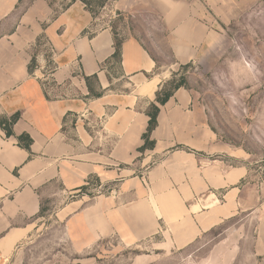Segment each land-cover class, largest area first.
<instances>
[{
  "label": "crops",
  "instance_id": "1",
  "mask_svg": "<svg viewBox=\"0 0 264 264\" xmlns=\"http://www.w3.org/2000/svg\"><path fill=\"white\" fill-rule=\"evenodd\" d=\"M243 1L109 0L112 20L148 13L161 21L173 58L161 68L131 28L116 62L114 20L101 26L81 0L58 13L47 0L24 8L22 0H0V117L20 115L13 136L0 127V264L31 238L54 184L59 193L50 197L70 198L54 220L77 255L113 237L132 247L162 236L163 244L183 248L213 224L215 212L230 216L232 205L243 207L249 168L230 164L235 156L218 143L191 90L180 88L160 107L155 148L139 151L157 93L176 67L214 52L222 38L216 21L227 24ZM115 66L124 92L113 89ZM23 134L33 140L30 151L18 145ZM154 156L160 160L145 168ZM92 179L114 187L87 194Z\"/></svg>",
  "mask_w": 264,
  "mask_h": 264
},
{
  "label": "rangeland",
  "instance_id": "2",
  "mask_svg": "<svg viewBox=\"0 0 264 264\" xmlns=\"http://www.w3.org/2000/svg\"><path fill=\"white\" fill-rule=\"evenodd\" d=\"M33 1L22 0L23 8ZM47 1L58 13L70 0ZM243 2L242 10L231 13L232 20L227 24L216 21L215 30L222 38L214 52L199 62L176 67L172 76L176 83L183 82L191 90L195 103L205 110L218 143L235 156L230 164L240 162L249 168L239 194L243 207L242 202L240 206L232 205L230 216L215 212L213 224L183 248L163 244L162 236L132 247H122L113 237L77 255L54 220L55 211L70 200L59 195L50 197L53 191L59 193L58 184H54L44 197L36 230L6 264H80L89 257H96L95 264H264V0ZM89 3L101 26L114 20L110 4L103 6L94 0ZM112 24L120 33L118 39L127 36L131 28L161 68L173 63L166 31L156 16H119ZM111 74L113 89L124 92L117 66ZM101 122L100 118L92 120L96 128ZM67 131L73 135L70 129ZM160 157L154 156L145 168L154 166ZM113 187L114 184L100 187L92 179L85 192L107 194Z\"/></svg>",
  "mask_w": 264,
  "mask_h": 264
},
{
  "label": "trees",
  "instance_id": "3",
  "mask_svg": "<svg viewBox=\"0 0 264 264\" xmlns=\"http://www.w3.org/2000/svg\"><path fill=\"white\" fill-rule=\"evenodd\" d=\"M81 1L88 7L91 13L95 15L89 3V1L91 0H81ZM94 1H100L101 3H103V6L109 2V0H94ZM117 16L119 17L121 16V14L117 13ZM114 36H115V53L113 58L116 62H120L121 48L123 41L121 39H118L115 30H114ZM170 86L171 88L169 89ZM180 88L187 89L183 82L176 83V81H174V79L172 78V80L164 84L162 89L157 93L156 96L157 104L155 103L151 104L149 110H147V115L149 116L150 120H149V126L147 132L143 135L144 145L143 147L140 148L139 150L140 152H145L146 150H154L156 143L154 140L151 139V134L158 126V115L160 113V107L164 106L169 101V99L174 95V93ZM19 119H20L19 114H15L10 118L0 117V127L5 131L7 137H11L14 135L13 127ZM17 140H18V145L20 147L26 149L27 151L31 150V145L33 143V140L29 135L23 134L17 137Z\"/></svg>",
  "mask_w": 264,
  "mask_h": 264
}]
</instances>
